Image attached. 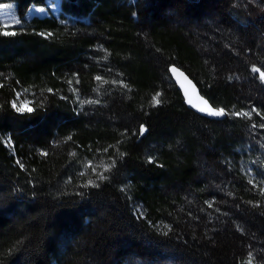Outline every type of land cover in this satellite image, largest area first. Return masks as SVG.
I'll use <instances>...</instances> for the list:
<instances>
[{"label":"trees","instance_id":"16d2710c","mask_svg":"<svg viewBox=\"0 0 264 264\" xmlns=\"http://www.w3.org/2000/svg\"><path fill=\"white\" fill-rule=\"evenodd\" d=\"M6 1L21 23L0 27L17 33L0 34V264H264V120L205 118L169 73L264 113V0H59L29 19L48 1Z\"/></svg>","mask_w":264,"mask_h":264},{"label":"snow or ice","instance_id":"6c2138e0","mask_svg":"<svg viewBox=\"0 0 264 264\" xmlns=\"http://www.w3.org/2000/svg\"><path fill=\"white\" fill-rule=\"evenodd\" d=\"M11 7H12V5L0 4V9L11 8ZM37 11L43 12L44 9H37ZM20 23H21V21L19 19H16L15 17H13L12 20H11V24H5V28L12 27V26H15V25H19ZM0 34L5 35V36H14L17 33L15 31L4 30V31L0 32ZM47 35L50 36L51 33H48ZM169 71L172 73V75L174 77L177 78V82L179 83L180 87L184 90V96L186 98V102L189 105H191L193 108H196L199 112L206 113L209 116H215V117H222V116H225V115H231V116H235V117H243V118H249V119L255 113L256 115L260 116L262 120H264V113H261L255 107L251 108L248 111H237V112H231V113L226 112V110L224 108H214V107H212L211 105H209L207 100H205L202 96H199V94L196 91V85L193 84V82L188 78V76H186L178 67H176L175 65H172V66H170ZM251 71L253 73H258L259 74V79L262 82H264V71H262L260 67H257L256 65H252ZM0 75H2V74H0ZM180 77H183V81H181L179 79ZM95 79L98 82H100L101 84L109 83L108 81L103 80V78L101 76H99V75L96 76ZM229 79H232V77H229ZM78 82L79 81L77 80V83ZM185 82H187V85H189L190 88L189 87H185ZM69 83H71V81H69ZM111 83L113 85H118V86H120L122 88H127L128 87L122 80L121 81L113 80V81H111ZM98 90H99V88L97 89V91ZM47 91L48 92H52L53 90L52 89H48ZM73 91L76 92L77 90L73 89ZM18 97H19V94L17 95V99H18ZM160 97H161V93H159V92H157L154 96H152L151 105L153 107H156L159 104H161L162 101H161ZM193 97H195V100H194ZM80 103L81 104H85V103H89V104H91V103H99V100H94V99L82 100V101H80ZM29 105H30V102H28V101H24L22 103H17V101L14 100L11 103L12 109H14V111L17 112V113H32L34 111V108L29 106ZM252 127L255 128V127H257V125L253 124ZM258 127L264 129V123H261L260 125H258ZM138 131H139V135L142 136L147 131V129H146L145 125L141 124L139 126V130ZM69 139H71V137H69ZM7 142H8V144H11V139L9 138ZM109 147H112V146L110 145ZM104 151L107 152L108 149L105 148ZM117 152H118V155L120 157H123L124 155H126L123 152H119L118 148H117ZM40 154L42 156H47L48 155V153L44 152V151H41ZM148 162H150V163L154 162V158L149 156L148 157ZM115 163H116V161L113 160L112 163H110V164H103V166H102L103 170L100 171V172H97V167H94L92 165L91 161H89L88 164L85 167L86 168H91L92 172L96 174V179H91V178L88 179L87 182L82 185V187H85V188H87L89 186H91V187H99V184L97 183V180H99V181L107 180L108 177H107V175H105V173L111 171V169L113 167H115ZM17 164H19L21 169H24V164L21 163L19 160L17 161ZM249 172H251V169H249ZM85 174H86L85 172H81L80 173L81 176H84ZM248 182L250 184H252L253 180L250 179ZM121 190L122 191H126V188H122ZM259 191L262 194H264V187H261L259 189ZM209 207H211V204H209ZM139 215L142 217L143 216V212L141 211L139 213ZM165 227L170 228L169 225H165ZM253 259H254L253 253L249 252L246 264H252Z\"/></svg>","mask_w":264,"mask_h":264},{"label":"rangeland","instance_id":"374dc122","mask_svg":"<svg viewBox=\"0 0 264 264\" xmlns=\"http://www.w3.org/2000/svg\"><path fill=\"white\" fill-rule=\"evenodd\" d=\"M47 1L48 2L43 7L31 5L28 8L27 13H26L27 18L29 19L33 15L45 16V15H49L50 13L57 14L59 0H47ZM0 4L12 5L11 8L0 9V27L5 28V24H11V20L13 17H15L16 19H18V17L15 13L14 1L0 2ZM37 9H44V11L40 12V11H37ZM12 27H8L5 29H11ZM24 101L26 100L20 99L17 103H22Z\"/></svg>","mask_w":264,"mask_h":264},{"label":"water","instance_id":"95a60500","mask_svg":"<svg viewBox=\"0 0 264 264\" xmlns=\"http://www.w3.org/2000/svg\"><path fill=\"white\" fill-rule=\"evenodd\" d=\"M170 66H172V65H170ZM170 66H169V68H170ZM176 67H177V66H176ZM178 68H179V67H178ZM179 69H180V70H181L186 76H188L184 70H182L181 68H179ZM169 73H170V76H171L173 82L176 84L177 88L180 90V92H181V94H182V97H183V99H184L185 104H186L190 109H192L193 111H195L196 113H198V114H200V115H202V116H205V118L207 117V118L221 119V118H224V117L226 116V115H225V116H222V117L209 116V115H207L206 113L199 112L196 108H193L191 105H189V104L186 102V98H185V96H184V90L180 87L179 83L177 82V78L174 77L170 71H169ZM188 78L192 81V79H191L189 76H188ZM179 79H180L181 81H183V77H180ZM192 82H193V84H195L194 81H192ZM195 85H196V84H195ZM185 87H189V88H190V86L187 85V82H185ZM196 91H197V93L199 94V96H202L205 100H207V99L201 94V92H200V90H199V88H198L197 85H196ZM193 98H194V100H195V97H193ZM207 101H208V100H207ZM208 103H209V105H211L212 107H214L209 101H208ZM214 108H217V107H214ZM218 108H219V107H218Z\"/></svg>","mask_w":264,"mask_h":264}]
</instances>
